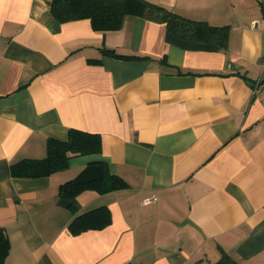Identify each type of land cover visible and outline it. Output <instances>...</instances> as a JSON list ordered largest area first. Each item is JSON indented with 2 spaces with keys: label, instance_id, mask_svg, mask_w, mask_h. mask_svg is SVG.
Instances as JSON below:
<instances>
[{
  "label": "crops",
  "instance_id": "0c3cea01",
  "mask_svg": "<svg viewBox=\"0 0 264 264\" xmlns=\"http://www.w3.org/2000/svg\"><path fill=\"white\" fill-rule=\"evenodd\" d=\"M147 1L226 26L224 44L136 15L97 31L58 22L51 0H0L2 264H213L223 252L264 264V0ZM72 128L98 133L101 150L10 174ZM92 162L126 185L61 197ZM99 206L110 222L73 235L68 222Z\"/></svg>",
  "mask_w": 264,
  "mask_h": 264
},
{
  "label": "trees",
  "instance_id": "16d2710c",
  "mask_svg": "<svg viewBox=\"0 0 264 264\" xmlns=\"http://www.w3.org/2000/svg\"><path fill=\"white\" fill-rule=\"evenodd\" d=\"M51 12L58 22L87 18L93 30H116L125 15L142 16L149 20L164 22L168 30L180 39L215 42L224 44L226 26L209 25L203 20H194L176 14L165 6L147 0H51ZM104 54L123 58H141L139 54L120 55L112 49H103ZM98 133L72 128L66 140L50 139L47 154L43 159H23L11 164L12 176L38 177L65 169L68 158L75 155L97 153L101 150ZM125 182L116 174H111L105 162L87 164L80 173L60 184L59 195L72 198L82 190L93 189L99 193L124 187ZM110 222V212L99 206L75 215L68 222L71 233L79 234L87 229L102 228ZM9 250V241L0 227V264ZM213 264H242L226 252Z\"/></svg>",
  "mask_w": 264,
  "mask_h": 264
},
{
  "label": "built area",
  "instance_id": "2783aa9c",
  "mask_svg": "<svg viewBox=\"0 0 264 264\" xmlns=\"http://www.w3.org/2000/svg\"><path fill=\"white\" fill-rule=\"evenodd\" d=\"M156 198L155 196H150V197H147L143 200V203H149V202H152L154 201Z\"/></svg>",
  "mask_w": 264,
  "mask_h": 264
}]
</instances>
